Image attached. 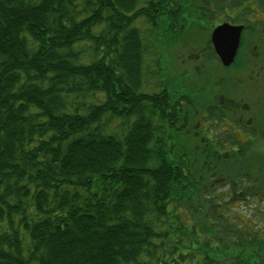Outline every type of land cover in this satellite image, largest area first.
<instances>
[{
	"label": "trees",
	"instance_id": "trees-1",
	"mask_svg": "<svg viewBox=\"0 0 264 264\" xmlns=\"http://www.w3.org/2000/svg\"><path fill=\"white\" fill-rule=\"evenodd\" d=\"M190 4L0 0V264H264L218 221L264 149L207 137L162 67Z\"/></svg>",
	"mask_w": 264,
	"mask_h": 264
},
{
	"label": "rangeland",
	"instance_id": "rangeland-1",
	"mask_svg": "<svg viewBox=\"0 0 264 264\" xmlns=\"http://www.w3.org/2000/svg\"><path fill=\"white\" fill-rule=\"evenodd\" d=\"M202 2L203 0H191L190 6L186 8L187 10H185L188 11V13L184 14L187 17V24L181 26L178 34L179 36L166 38L164 41L166 45L163 49L161 48V50H163L161 60L162 67L165 68L164 70L167 72L166 76L172 83L175 84L179 82V84L182 85L188 73L186 81H192V83L190 82V86L192 85L193 87H191L192 97L198 96L196 93V89L198 88L194 86V84L199 83V88L204 90L203 97L206 103H210L211 100L216 101L219 98L222 99L224 96H227L237 100L243 98V101H246L249 105H251L252 111H242L243 109L241 108L239 111L234 113H228L229 115L223 124L224 127L228 128L230 125L237 126V120L242 115L245 120L246 118H252V122L264 127L263 97L259 98L256 93H254L256 84L253 80L249 81V78H246L244 75L246 70L237 73L234 68L229 67L230 69H227L220 66L218 63L209 62L207 57L205 58L207 60L205 63H202L200 58H194L195 53L207 44L211 31V28L208 27L205 13L202 9H200V6L199 8L197 7V4L199 3L201 5ZM228 4L231 5L233 3L232 1H228ZM147 26L149 25L146 24L143 29ZM238 69L239 68H237V70ZM238 75L242 76L244 80H237L238 77L236 78V76ZM263 79L261 82V88L258 91L259 93H264ZM152 81L151 87L153 88L155 86V79ZM203 82L205 84H203ZM206 89L207 92L205 91ZM180 92L181 91H178V95ZM206 114L209 115L210 112H204L203 115ZM198 119L199 118H195L193 120V127L194 130L195 127L197 128L196 131L201 127L198 125ZM202 119L200 121H202ZM206 122L208 123V127L209 124H215L216 129L214 130L213 127V132L219 129L218 123L216 124L215 115L213 120L208 119ZM236 129L238 133L240 132V139H245L247 136L252 134L254 139L252 141V145H256L259 148L264 149V138L261 137L264 134V129L262 131L258 130L256 132H251V134L240 129L238 130V128ZM208 131L211 130L208 129ZM218 135H220V133ZM223 136H232L231 138L237 141L234 135L230 133V130L222 132L220 136H217V138L222 139ZM237 142L239 143V141ZM224 147L227 149L230 147V144H227ZM234 147L238 148V145H235ZM252 150L261 154L264 153L263 151L258 150L257 147L256 149L253 147ZM261 169L264 173V162ZM263 173H253L251 171L252 178H250V181L252 185L258 186V190L261 182H255V178H253V176L256 174L257 176L255 177H259L262 181H264ZM247 180L249 179H240L239 186L245 185V183L247 184ZM226 187L227 186L222 187L218 190V192H216L218 195L221 192L222 199L225 197V192L229 193L232 191L231 189L228 190ZM216 199L217 198H215V200ZM239 200H242V202ZM239 200H233L227 205L223 204V210L219 211L221 215L219 217L220 219L218 218V221H223V217L226 218V220L222 223L224 227H221L224 229L223 233L228 234L230 237H235L238 240L242 239L248 243H251L256 237H258V234L261 239H264V184L261 185L260 191L250 192L247 196H245V198L239 197Z\"/></svg>",
	"mask_w": 264,
	"mask_h": 264
},
{
	"label": "flooded vegetation",
	"instance_id": "flooded-vegetation-1",
	"mask_svg": "<svg viewBox=\"0 0 264 264\" xmlns=\"http://www.w3.org/2000/svg\"><path fill=\"white\" fill-rule=\"evenodd\" d=\"M228 1H232L233 4L229 5ZM202 3L201 9L205 13V18H207V24L208 27L211 28V31L207 44L195 53L194 58H200L202 63H205V61H207L205 58L207 57L209 62L218 63L220 66L227 69L234 68L237 73L246 70L244 74L246 78H249V81L253 80L256 84L254 93H256L259 98L263 97L264 101V93L258 92L261 88L262 79L264 78V0H203ZM225 22L236 27L227 28L225 36L221 38L223 44L232 43L234 39L237 42L233 59L228 63H225L222 56L216 50L212 39V33L215 27ZM237 32L238 36L236 37ZM237 68L239 69L237 70ZM237 77L239 81L244 80L242 76L238 75L236 78ZM185 78H188V73ZM186 79L184 80L183 84L185 86L180 96H184L186 100H189L191 110L194 111L195 114H198L200 118L207 117V114H203L208 111V106H212L213 109L216 108L218 113L216 114L219 116L216 119V124L218 123L219 129L215 132L212 130L207 131V137L212 138L214 134L220 136L222 132L230 130L239 142L250 143L254 140L251 132H256L258 130L262 131L264 129V127L252 122V118H246L245 120L243 115L237 120V126L230 125L228 128L224 127L223 124L229 115L228 113H234L241 108L243 109L242 111H252L251 105L243 101V98L237 100L227 96L206 103L203 97L204 90L199 88V83L194 84V86L198 88L196 89L198 96L192 97V85L190 86V82L192 83V81L187 82ZM203 84L205 83L203 82ZM205 91L207 92V89ZM196 100L201 104L199 107H195V111L192 102ZM200 120L201 119H198V122ZM202 124H204V122ZM206 125L208 127L207 122H205V126ZM236 128L244 132H249L251 135L247 136L245 139H240V132L238 133ZM219 133L220 135H218ZM261 137L264 138V134Z\"/></svg>",
	"mask_w": 264,
	"mask_h": 264
},
{
	"label": "water",
	"instance_id": "water-1",
	"mask_svg": "<svg viewBox=\"0 0 264 264\" xmlns=\"http://www.w3.org/2000/svg\"><path fill=\"white\" fill-rule=\"evenodd\" d=\"M227 28H236V27L228 23H224V24L218 25L214 29L213 34H212L215 47L217 51L220 53V55L222 56L225 63H228L232 60L233 55L236 50V44H237L235 39L233 40L232 43L231 42L227 44L222 43L221 38L222 36H225ZM237 36H238V32L236 34V37Z\"/></svg>",
	"mask_w": 264,
	"mask_h": 264
}]
</instances>
